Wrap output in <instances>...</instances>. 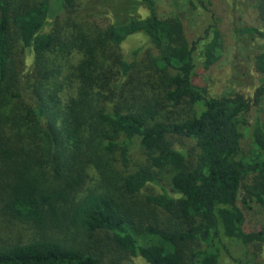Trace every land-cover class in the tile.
Instances as JSON below:
<instances>
[{
	"label": "trees",
	"instance_id": "trees-1",
	"mask_svg": "<svg viewBox=\"0 0 264 264\" xmlns=\"http://www.w3.org/2000/svg\"><path fill=\"white\" fill-rule=\"evenodd\" d=\"M107 2L100 26L80 0H0V264H263L264 226L245 223L250 203L264 209V0H248L259 25L232 16L256 50L248 94L203 79L225 50L213 0L170 14ZM136 37L146 44L125 55ZM74 50L84 58L65 79H80L79 98L65 105L55 76ZM87 167L98 178L78 196Z\"/></svg>",
	"mask_w": 264,
	"mask_h": 264
},
{
	"label": "rangeland",
	"instance_id": "rangeland-1",
	"mask_svg": "<svg viewBox=\"0 0 264 264\" xmlns=\"http://www.w3.org/2000/svg\"><path fill=\"white\" fill-rule=\"evenodd\" d=\"M108 0H80L79 15L83 17L87 22L92 24L99 23L100 26H105L108 23V17L116 9L115 4L108 3ZM159 9L161 14H170L174 11H178L175 0H158ZM213 7L215 11L222 17L221 30L224 38L225 50L222 59L211 67L207 72L203 74V79L205 78L210 83V87L214 94H223L232 90H239L250 93L253 90L248 77L250 78V73L252 71L253 57L256 53L255 48L249 45L246 41L241 40L236 35L235 29L233 27L232 21L234 12L242 17L245 21L253 25H259L258 15L255 7L248 2V0H243L241 4H238L236 8L232 0H213ZM91 8L94 11L90 10ZM60 11L58 6L54 4L52 14L50 16L49 22L46 25V29H50L54 22L57 20ZM109 14V15H108ZM79 18V17H78ZM188 27L192 26V22L185 20ZM146 44V39L144 37H136L132 40L126 41L121 46V51L127 55L128 50L134 45H144ZM84 55L79 50H74L67 58H63L60 61L61 64V74L57 73L55 78L63 82L64 89L61 92L63 103L66 105L73 99H78L79 94L77 93V88L79 87V78L70 77V80H66L65 76L69 73L76 74V68L83 60ZM25 68H30L33 55L26 56ZM78 72V71H77ZM34 76L26 79L31 82ZM54 81V78H52ZM27 99L31 96L30 91L26 92ZM259 109L264 112V99L262 100ZM255 111H252L254 115ZM93 112V110L91 111ZM244 136L242 140L243 152L246 155H250L251 151L254 149L250 135L248 131L244 130ZM142 160L140 152L135 150L133 159L131 161V167H136L138 163ZM78 169L73 167V174H76ZM85 184L78 191V196L82 195L83 191L89 186L93 185L98 175L93 167L86 168ZM77 191L74 192V194ZM264 226V209L257 203H250L246 208V223L245 229L250 231L256 228H261ZM234 248V255L239 256L245 248L238 246H232ZM242 256V255H241ZM248 257H251V255ZM262 261L264 264V253L262 255ZM116 260V259H115ZM122 264H131L129 260H124ZM220 264H236L232 258L225 254L222 258Z\"/></svg>",
	"mask_w": 264,
	"mask_h": 264
}]
</instances>
